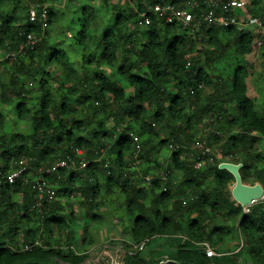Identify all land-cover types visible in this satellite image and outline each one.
Returning <instances> with one entry per match:
<instances>
[{
  "label": "trees",
  "instance_id": "1",
  "mask_svg": "<svg viewBox=\"0 0 264 264\" xmlns=\"http://www.w3.org/2000/svg\"><path fill=\"white\" fill-rule=\"evenodd\" d=\"M165 1L182 0H101L98 14L85 0H66L76 4L77 15L64 27V39L53 42L46 33L39 36L41 23L29 21V4L0 0V51L16 52L0 62H11L7 80L0 79V102L14 119L31 125L29 132L5 134L0 111V264H91L85 252L71 249L72 240L63 244L52 235L70 227L73 213L64 211L66 193L78 190L79 205L89 215L101 187L106 195L121 192L133 243L148 241L147 251L124 252L119 262L99 264H264V200L245 213L231 197L234 176L218 167L227 159L241 162L246 182L260 159L246 151L256 137L264 138V105L259 108L248 95L250 86L264 94V43L255 46L263 35L256 28H187L153 14L147 26H135L146 5ZM262 1L248 0L247 10L262 16L264 24V11L258 10ZM48 11L47 24L54 25L58 16L53 4ZM106 11L109 16L104 17ZM27 33L40 39L18 52ZM249 54L261 56L259 70ZM52 65L58 69L51 70ZM97 113L102 116L96 118ZM205 118L209 128L220 132L217 139H223L221 157L213 154V161L204 159L196 168L199 152L190 157L180 149L164 168L165 181L156 161L141 167L153 182L138 180L131 162L149 159L160 133L167 135L160 143L169 150L171 142L185 144L191 126ZM132 134L139 137L137 153ZM76 148L85 151V167L41 174L39 168L58 160L73 159L79 165ZM21 167L26 180L9 183L8 172ZM31 168L33 177L27 176ZM255 169L251 183L264 185V167ZM37 174L46 185L50 180L60 185L41 206L33 189ZM232 235L243 244L225 250V237ZM159 236L170 245L154 252L150 248ZM202 241L222 254L208 256L196 244Z\"/></svg>",
  "mask_w": 264,
  "mask_h": 264
},
{
  "label": "rangeland",
  "instance_id": "2",
  "mask_svg": "<svg viewBox=\"0 0 264 264\" xmlns=\"http://www.w3.org/2000/svg\"><path fill=\"white\" fill-rule=\"evenodd\" d=\"M22 1V4H29L33 0H20ZM78 0H76L77 2ZM87 4L92 6L94 8V11L98 14L100 8H101V0H85ZM121 2H124V0H120ZM248 1V0H247ZM49 5L53 4V11L58 16L57 21L54 25L45 24L44 27L41 29L40 37L44 35L45 33L49 35V39L53 42H56V40L64 39V27H66V24L70 22L71 17H75L77 15L73 13L74 6L76 4H67L66 0H58L53 3L51 2H45ZM107 3H109L107 1ZM259 11H264V0L262 1L261 6L258 9ZM79 14V13H78ZM109 16V12H104V17ZM99 26H102V22H99ZM76 27L79 28L78 23H76ZM66 49H69L67 43H65ZM6 51H0V62L2 59L4 60V54ZM120 54V53H119ZM120 55H118V61L120 60ZM249 58L248 60L253 63L255 62L256 69H260V62L262 61V58L260 55H256L254 57H251V55H247ZM253 58V59H252ZM224 62H220V66H222ZM227 62L226 67L230 66ZM228 65V66H227ZM11 69V62L8 63H0V79L1 80H7L5 73L7 69ZM51 70H57L58 67L56 65H52L50 67ZM213 73V72H212ZM217 74V72H216ZM29 81V79H26ZM31 84L30 82H28ZM33 85V84H32ZM209 88H206L205 91L207 92ZM248 95L252 97L256 103V105L261 108L264 105V94L258 92L256 89H254L252 86L248 88ZM32 105L31 103H29ZM0 111L4 113L5 115V128L4 132L5 134H9L10 132H29L31 129V125L28 124V122L25 120H16L13 118L11 111H9V108L6 106L5 103L0 102ZM102 116V113H97L96 118H99ZM207 118L203 119L201 122H198L197 124H194L191 126V130L187 134V139L185 140V144L188 148H191L189 150H184L183 153L189 154L190 157L192 156L191 153L195 150L192 149V146L197 144V141L206 140L212 148V153L216 157H221V150H220V144L223 141L217 139V134L211 133L210 129L208 127ZM235 128V127H234ZM216 130V129H214ZM233 131H226V134H221V137H228L230 133ZM137 136V135H135ZM138 137V136H137ZM167 135L165 133H160L159 137L154 142L155 149L152 151V156L148 159L145 158L143 160L136 161V164H133L131 162V168L134 170L135 173H137L138 180L141 181L143 176H145L142 171L141 167H145L148 164H154V161H156L160 168L162 166V169H164L170 164V157H169V150L160 143V140L165 139ZM139 140V137H138ZM246 152H249L252 154L253 158L255 159L257 156H260L259 160H255L254 166L251 167V173L249 176V179L244 182L245 184H254L251 182H254L256 179L257 171L255 169V166L264 167V138L262 137H256L251 143L250 147H247ZM193 154V153H192ZM193 158V157H192ZM194 159V158H193ZM226 161H231L227 159ZM235 163H241V162H235ZM28 165V163H27ZM14 164L11 165L13 167ZM29 167V166H28ZM33 167V166H32ZM41 170V174L45 169L39 168ZM159 169V170H162ZM241 169V168H240ZM239 169V171H240ZM46 172V171H45ZM35 170L31 168L29 172L27 173V176L33 177L35 174ZM37 174V180H40L42 176ZM149 174V173H148ZM178 177V174H177ZM143 180V179H142ZM36 182V181H35ZM80 181H78V184ZM145 184V181L143 182ZM259 183V182H258ZM147 185V184H145ZM49 187L54 190L57 187H60L56 182L49 183ZM104 189L101 187L99 189V195L96 197L95 203L92 206L91 213L89 215H86L85 209L83 206L79 205V202L82 200V195L78 190H71L68 193H66V196L63 198V202L65 205V212L67 214L73 213L71 216V224L70 227L65 229L62 232H55L52 235V240L54 241L57 239L60 242L64 244V241L72 240L73 246L71 249H73L75 252H85L88 255L87 261L91 264H99V263H116L119 262L123 256L124 252H129L130 254L136 251V249L133 248V240L130 234V227L132 225V222L130 218L128 217V213L126 210L125 202L123 201L122 194L119 190H115L113 194H105L103 193ZM16 198V197H15ZM235 234V230L233 232ZM19 240H21V237L18 235ZM168 238L164 236H159L155 239V244L152 245L150 250L154 252H158V247L160 248H169L170 243L167 240ZM243 244L242 238L239 239L238 236L232 235L231 237L226 236L225 241L222 244V247L225 250H231L234 249L236 246H241ZM145 248V247H144ZM149 250V249H148ZM162 250V249H161ZM143 251H147V248H145ZM222 254V253H220Z\"/></svg>",
  "mask_w": 264,
  "mask_h": 264
},
{
  "label": "built area",
  "instance_id": "3",
  "mask_svg": "<svg viewBox=\"0 0 264 264\" xmlns=\"http://www.w3.org/2000/svg\"><path fill=\"white\" fill-rule=\"evenodd\" d=\"M248 2L246 0H182L178 2H163V3H153L150 5H146V9L139 12L137 16V20L135 22V26L144 27L147 26L151 17L150 14L155 15L158 18H165L167 22H176L177 24L193 29H199L201 26L210 27V26H234L238 30H246V29H260L262 33V37L259 38L255 44L257 48L261 47L264 43V24L263 18L259 15H253L248 12L247 8L249 7ZM48 4L45 2L32 1L28 5V18L30 22H39L44 27L47 24L48 19ZM40 39V37L34 33H27L26 39L20 43L18 52H24L27 48H32L35 43ZM16 56V52H8L5 54V58L12 59ZM211 133H215L220 135L218 130L210 129ZM133 135L134 139V147L136 148L135 153L139 151V140L138 137ZM189 150L185 144H181L179 142H171L169 145V157L172 152L177 150ZM192 149L199 152L200 156L194 160V167L199 168L203 165L204 159H208L209 161H213V153L212 148L207 144L206 140L197 141V144L192 146ZM103 152V150H101ZM74 153L78 157V159H83L85 155V151L80 148L74 149ZM194 153V152H192ZM191 153V155H192ZM136 156V155H135ZM138 161L135 159L133 164H136ZM139 162V161H138ZM77 161L71 159L70 161L66 160H58L56 161L50 168H46V172L56 171L58 168H83L86 165V161L81 160L79 165L76 164ZM166 167L167 164H166ZM165 167V168H166ZM25 171V167L15 168L8 172L6 175V179L9 183H14L16 180L21 179L25 181V177L23 175ZM165 170H157L158 176L161 181H165L167 179V175L165 174ZM143 182L145 184L150 185L153 182V175L151 173L146 174L142 177ZM263 187V195L257 201L264 200V185ZM165 188L164 186L162 187ZM33 189L36 190L35 197L37 199L36 204L41 206L42 200L44 198H51L53 196V192L49 185H46L40 180H37L33 185ZM256 201V202H257ZM255 203V202H254ZM253 204V203H252ZM251 205V204H250ZM242 206L243 211L245 213L249 212V206ZM184 237V236H183ZM186 238V237H185ZM146 241L145 239L139 243H134L133 248L136 250H142L145 247ZM194 242V241H193ZM38 243L37 241L35 242ZM195 243V242H194ZM199 246H201L208 256L220 255V253L216 252L215 249L206 241L196 242ZM27 247V246H25Z\"/></svg>",
  "mask_w": 264,
  "mask_h": 264
},
{
  "label": "water",
  "instance_id": "4",
  "mask_svg": "<svg viewBox=\"0 0 264 264\" xmlns=\"http://www.w3.org/2000/svg\"><path fill=\"white\" fill-rule=\"evenodd\" d=\"M218 167L220 169H226L234 176V183L231 187V197L241 206L250 205L262 197L263 187L261 183L245 184L242 181L239 172L242 163L222 161L219 163Z\"/></svg>",
  "mask_w": 264,
  "mask_h": 264
}]
</instances>
